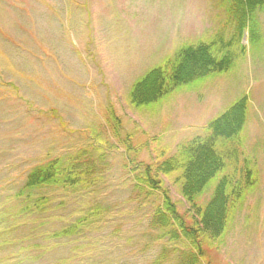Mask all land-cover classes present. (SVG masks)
Segmentation results:
<instances>
[{
	"label": "rangeland",
	"instance_id": "obj_1",
	"mask_svg": "<svg viewBox=\"0 0 264 264\" xmlns=\"http://www.w3.org/2000/svg\"><path fill=\"white\" fill-rule=\"evenodd\" d=\"M257 22L252 46L247 31L232 40L221 0H0V210L10 207L0 216V264H151L163 247L175 248L150 225V202L133 195L123 158L161 162L241 96L250 109L241 152L259 181L209 254L211 264H264V9ZM196 42L227 56L228 71L131 105L135 81ZM100 140L114 150L99 151ZM79 151L92 159L97 188L34 190L47 203L17 215L27 173ZM163 181L185 214L179 190ZM77 223L74 235L53 237Z\"/></svg>",
	"mask_w": 264,
	"mask_h": 264
},
{
	"label": "trees",
	"instance_id": "obj_2",
	"mask_svg": "<svg viewBox=\"0 0 264 264\" xmlns=\"http://www.w3.org/2000/svg\"><path fill=\"white\" fill-rule=\"evenodd\" d=\"M221 4L234 25L232 40L247 31L249 44L256 46L260 41L257 15L264 9V0H221ZM229 67L227 56L218 58L210 46L201 42L190 43L135 81L129 91V100L133 106H146L177 86L224 73ZM249 115L248 99L241 96L207 123L203 135L178 146L161 162L144 164L124 156L123 166L131 181L133 195L140 199L139 202H150V225L158 231L159 239H166L175 247H163L151 264L170 261L171 264H211L210 250L220 247L235 216L259 181L255 162L241 152ZM112 123L116 137L118 124L115 118ZM120 143L128 152V139ZM98 145L103 148H98L99 151L103 152L115 147L106 146L101 140ZM91 161L90 156L79 151L74 157L48 158L32 168L15 195L19 206L17 215L35 213L47 203V198L32 193L34 190L94 191L100 176ZM163 178L171 180L179 190L188 206L185 214H178L164 188ZM209 188V197L202 199ZM9 211L10 207H4L0 216ZM79 224L62 229L53 237L72 236L80 229ZM171 253L174 258L167 260Z\"/></svg>",
	"mask_w": 264,
	"mask_h": 264
}]
</instances>
